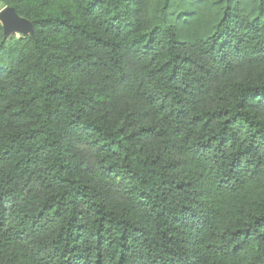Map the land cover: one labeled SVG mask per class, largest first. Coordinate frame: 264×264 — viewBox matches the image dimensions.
I'll list each match as a JSON object with an SVG mask.
<instances>
[{"label":"trees","instance_id":"trees-1","mask_svg":"<svg viewBox=\"0 0 264 264\" xmlns=\"http://www.w3.org/2000/svg\"><path fill=\"white\" fill-rule=\"evenodd\" d=\"M202 2L0 0V264H264V0Z\"/></svg>","mask_w":264,"mask_h":264},{"label":"rangeland","instance_id":"rangeland-1","mask_svg":"<svg viewBox=\"0 0 264 264\" xmlns=\"http://www.w3.org/2000/svg\"><path fill=\"white\" fill-rule=\"evenodd\" d=\"M202 3L204 4L203 6H205V10H202V8L197 9L196 14L194 16L203 17V21H202L201 26H202L203 33H204L206 31L208 32L210 30L209 21L211 19V16H210L211 12L209 11V6L207 7V5H209V0H207L206 3H204V2H202ZM4 10H8V9L0 6V14ZM0 17H3V15H1ZM0 24L2 25V27L5 31V35L7 37H14V38L22 39V38H24L25 35L29 34V32L27 30L25 31L24 29H22L20 27H16V26L12 25V23H8L7 21H5L3 19L2 20L0 19Z\"/></svg>","mask_w":264,"mask_h":264},{"label":"water","instance_id":"water-1","mask_svg":"<svg viewBox=\"0 0 264 264\" xmlns=\"http://www.w3.org/2000/svg\"><path fill=\"white\" fill-rule=\"evenodd\" d=\"M3 15V17H0V19L7 21L8 23H12V25L16 26V24L18 23L17 18L15 17V15L13 14V12L8 9V10H4L0 16Z\"/></svg>","mask_w":264,"mask_h":264}]
</instances>
